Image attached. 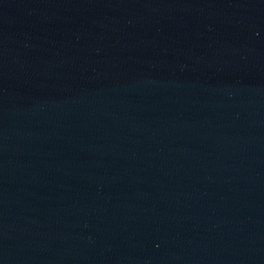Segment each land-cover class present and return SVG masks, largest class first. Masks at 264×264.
Segmentation results:
<instances>
[{
	"label": "water",
	"instance_id": "water-1",
	"mask_svg": "<svg viewBox=\"0 0 264 264\" xmlns=\"http://www.w3.org/2000/svg\"><path fill=\"white\" fill-rule=\"evenodd\" d=\"M0 264H264V0H0Z\"/></svg>",
	"mask_w": 264,
	"mask_h": 264
}]
</instances>
